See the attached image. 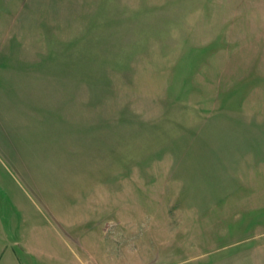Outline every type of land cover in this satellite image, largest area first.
<instances>
[{
	"label": "rangeland",
	"instance_id": "rangeland-1",
	"mask_svg": "<svg viewBox=\"0 0 264 264\" xmlns=\"http://www.w3.org/2000/svg\"><path fill=\"white\" fill-rule=\"evenodd\" d=\"M0 222L41 260L264 264V0H0Z\"/></svg>",
	"mask_w": 264,
	"mask_h": 264
},
{
	"label": "crops",
	"instance_id": "crops-1",
	"mask_svg": "<svg viewBox=\"0 0 264 264\" xmlns=\"http://www.w3.org/2000/svg\"><path fill=\"white\" fill-rule=\"evenodd\" d=\"M7 228L0 222V264H72L70 257L67 259L57 255L55 249L44 251V259L41 260L39 247L34 242L26 244L22 239L8 234Z\"/></svg>",
	"mask_w": 264,
	"mask_h": 264
}]
</instances>
